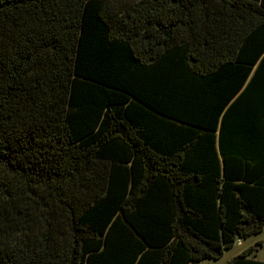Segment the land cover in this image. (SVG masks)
Instances as JSON below:
<instances>
[{
	"label": "trees",
	"instance_id": "1",
	"mask_svg": "<svg viewBox=\"0 0 264 264\" xmlns=\"http://www.w3.org/2000/svg\"><path fill=\"white\" fill-rule=\"evenodd\" d=\"M263 231L264 0H0V264H197Z\"/></svg>",
	"mask_w": 264,
	"mask_h": 264
},
{
	"label": "rangeland",
	"instance_id": "2",
	"mask_svg": "<svg viewBox=\"0 0 264 264\" xmlns=\"http://www.w3.org/2000/svg\"><path fill=\"white\" fill-rule=\"evenodd\" d=\"M255 240H262V242L257 245L258 247L257 258L258 260L264 261V231H263L260 235L256 237H252L246 241H242V242L237 241V243L232 247V249L224 252L223 256L220 259L218 260L206 259L197 264H225L226 262L232 260L234 257L239 255L246 246H248Z\"/></svg>",
	"mask_w": 264,
	"mask_h": 264
},
{
	"label": "crops",
	"instance_id": "3",
	"mask_svg": "<svg viewBox=\"0 0 264 264\" xmlns=\"http://www.w3.org/2000/svg\"><path fill=\"white\" fill-rule=\"evenodd\" d=\"M246 241V240H245ZM242 242V241H241ZM262 242V240H255V241H253L251 244H249L248 246H246L245 248H244V250L245 249H247V248H250V247H252V248H254L255 249V253H254V255H255V259L256 260H258V258H257V245L259 244V243H261ZM244 250H242V251H244ZM259 261H263V260H259ZM264 262V261H263Z\"/></svg>",
	"mask_w": 264,
	"mask_h": 264
}]
</instances>
